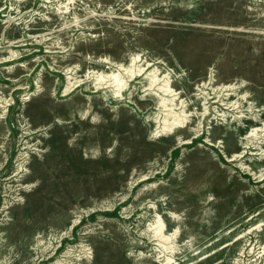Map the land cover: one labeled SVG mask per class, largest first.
<instances>
[{
	"label": "rangeland",
	"instance_id": "obj_1",
	"mask_svg": "<svg viewBox=\"0 0 264 264\" xmlns=\"http://www.w3.org/2000/svg\"><path fill=\"white\" fill-rule=\"evenodd\" d=\"M0 264H264V0H0Z\"/></svg>",
	"mask_w": 264,
	"mask_h": 264
},
{
	"label": "bare ground",
	"instance_id": "obj_2",
	"mask_svg": "<svg viewBox=\"0 0 264 264\" xmlns=\"http://www.w3.org/2000/svg\"><path fill=\"white\" fill-rule=\"evenodd\" d=\"M134 58L132 59V62H134ZM130 69H132V68H130ZM131 71V70H130ZM133 73H134V71H133ZM113 82L115 83V86L117 87V90L115 91V92H113L112 93V95L114 96V97H117L118 95H119V89L121 88V80L117 77V75H113ZM153 81H150V83H152ZM149 83V84H150ZM165 85V84H164ZM162 88H164L165 90H166V92L167 91H169V88H168V86L167 85H165V86H163ZM165 90H164V92H165ZM168 93V92H167ZM165 97V96H164ZM167 101H168V103H169V106H172V104H171V101H172V99H170V98H168V99H165V98H163V99H160V102H159V105H163L164 103H167ZM83 115H84V113H83ZM177 115V114H176ZM174 116V115H173ZM171 118H174V117H172L171 116ZM175 119H177V117L175 118ZM170 120V119H169ZM174 121V120H173ZM173 121H171V122H168L167 120H165V121H163L164 123L163 124H161L162 126L161 127H157L155 130H154V133H156V134H158V133H160V132H170L172 129H173V127L175 126L174 124V122ZM177 122H178V119H177ZM178 124V123H177ZM158 223H160V220H158ZM159 228H161V226H160V224H159Z\"/></svg>",
	"mask_w": 264,
	"mask_h": 264
}]
</instances>
